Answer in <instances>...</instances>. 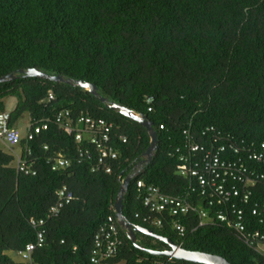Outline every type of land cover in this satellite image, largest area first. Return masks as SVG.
<instances>
[{
    "label": "trees",
    "instance_id": "16d2710c",
    "mask_svg": "<svg viewBox=\"0 0 264 264\" xmlns=\"http://www.w3.org/2000/svg\"><path fill=\"white\" fill-rule=\"evenodd\" d=\"M29 68L93 83L108 102L144 113L153 123L158 149L132 178L123 200L130 223L188 250L219 254L232 264H264V255L242 233L216 219L218 210L228 211V202L218 203L212 191L204 151L187 147L191 142L205 149L225 146L220 157L234 159L264 142V0H0V76L17 74L0 82V111H5L4 98L13 96L9 125L15 127L29 114L33 137L21 138L16 152L35 171H18L15 147L0 148V264H16L7 252L24 250L39 231L43 243L32 251L29 264H91L95 233L110 216L115 218L119 175L133 171L150 136L88 90L18 74ZM49 91L53 99L43 102ZM62 110L112 122L106 146L116 158L99 162L101 149L89 134L77 143L61 129L55 116ZM36 123L47 128L36 134ZM58 152L70 163L53 169ZM256 167L264 172L263 165ZM138 180L182 199L190 210L150 212ZM62 187L73 199L49 217ZM249 189L250 202L237 201L246 231L264 230L249 212L255 196L264 200V179ZM201 213L206 224L198 226ZM146 217L161 225L144 221ZM40 219L43 226L32 224ZM175 224L184 227L183 236ZM118 227L122 244L105 264H198L137 249ZM136 237L143 247L169 248L143 233Z\"/></svg>",
    "mask_w": 264,
    "mask_h": 264
},
{
    "label": "built area",
    "instance_id": "2783aa9c",
    "mask_svg": "<svg viewBox=\"0 0 264 264\" xmlns=\"http://www.w3.org/2000/svg\"><path fill=\"white\" fill-rule=\"evenodd\" d=\"M53 99L51 91L42 100L43 102ZM150 110V108H149ZM55 121L61 129L66 133L73 135L77 143L81 142L85 134H89V140L91 143H95L98 148L101 149L99 162L104 159H115L116 152L111 146H106L109 142V132L114 127L112 122H109L102 118L92 117L86 114L71 115L69 110H62L55 116ZM46 123H36L33 127L34 133H39L42 129H46ZM185 132V131H184ZM27 137L31 139L32 133H27ZM20 133L15 128L9 125V112L0 111V141L10 149L16 147L20 141ZM126 139L123 138V141ZM188 150L190 152L204 151L202 162L204 169L212 176L210 185L212 191L217 194L218 203L228 202V211L218 210L216 212V219L226 223L227 226L232 227L236 231L243 234L246 242L251 244L254 249L264 255V230L256 229L252 231H246L244 222V211L242 208H238L237 201L246 204L252 199L251 190L249 188L255 187L257 181L264 179V172L260 171L256 165L264 166V142L255 147L245 150V154H239L234 159L220 157V153L226 150L225 146L210 147L205 149L196 143H188ZM47 148V147H45ZM235 154L240 153L238 149L233 150ZM31 154L30 150H27V155ZM15 164L18 171L24 173L35 174L34 170H31L27 165V161L18 152H14ZM70 161L64 157L60 152L56 154V158L53 163V169L68 166ZM197 163H195V167ZM191 175H196L197 170L190 167L188 169ZM105 171L110 172V167L106 166ZM187 173V167L181 168V174ZM121 181L124 177L119 175ZM204 179H201V183H204ZM138 190L143 192L142 203L149 209L150 212L162 213L169 211L172 215L179 213H186L190 210L191 206L184 202L182 199L168 196L164 194L160 188L148 185L146 186L142 180L136 182ZM58 199L56 205L52 206L49 212V217L57 216L60 210L71 202L73 194L67 187H62L58 192ZM234 198V199H232ZM251 217L257 219V224L264 227V200H260L255 196L250 208ZM139 215L136 214V217ZM204 213H201L202 220L198 226L206 224L203 219ZM144 221H148L150 224L161 225L159 221H155L150 217H146ZM208 221H212L208 220ZM34 226H43L45 224L44 219L33 221ZM119 224L116 217L110 216L108 223L104 224L98 229L93 238V246L89 256L91 264H105L106 261L113 258L121 244L122 240L119 232ZM176 231L180 236L184 234V227L180 224L174 225ZM43 243V233L39 231L35 242L29 243L25 246V249L20 251L21 257L31 263L32 251L41 246ZM181 246L180 244H177Z\"/></svg>",
    "mask_w": 264,
    "mask_h": 264
},
{
    "label": "water",
    "instance_id": "95a60500",
    "mask_svg": "<svg viewBox=\"0 0 264 264\" xmlns=\"http://www.w3.org/2000/svg\"><path fill=\"white\" fill-rule=\"evenodd\" d=\"M18 74L23 77H39L43 79H48L57 83H66L73 86H78L82 89L88 90L92 95L97 97L102 103H105L106 106L114 111L119 112L121 115L130 118L140 125H142L149 133L150 136V144L147 150L144 153L142 159L136 165L138 169L135 172H131L127 174L124 179L121 181L120 188L117 193V197L114 202V211L115 217L120 227H122L127 237L131 240L133 245L142 251H145L151 255L155 256H167L174 258L180 261H188L191 263L198 264H232L226 258L219 254H213L198 250H188L182 246H178L174 243L170 238H166L160 235H157L150 229L144 228L139 225H133L130 223L124 213H123V200L124 196L129 189L130 182L132 178L139 173L153 158L154 153L158 149V133L153 126V123L148 119V117L144 113H137L131 108L127 106H123L116 102H108V99L98 93V88L95 84L85 82L83 80H74L72 78H67L61 74H49L44 71H41L38 68H29L27 70L20 69ZM17 77L16 73H10L7 75L0 76V82H7L13 80ZM143 233L145 235L154 237L168 245V249L164 250H156L148 247H143L138 244L136 233Z\"/></svg>",
    "mask_w": 264,
    "mask_h": 264
},
{
    "label": "rangeland",
    "instance_id": "374dc122",
    "mask_svg": "<svg viewBox=\"0 0 264 264\" xmlns=\"http://www.w3.org/2000/svg\"><path fill=\"white\" fill-rule=\"evenodd\" d=\"M4 108L5 111L10 112L14 109L16 105V98L13 96H8L4 98ZM30 124V116L28 113H24L23 116L16 122L15 127L20 133V137H26L28 133V127ZM5 147L3 142L0 141V148ZM15 151H18V146L14 148ZM138 169L137 166L134 167L133 172H135ZM7 255L16 263V264H29L28 261L24 260L19 253L15 252H7Z\"/></svg>",
    "mask_w": 264,
    "mask_h": 264
}]
</instances>
